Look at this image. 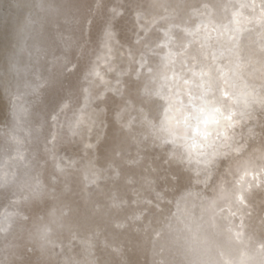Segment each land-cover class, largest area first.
<instances>
[{
  "label": "snow or ice",
  "instance_id": "1",
  "mask_svg": "<svg viewBox=\"0 0 264 264\" xmlns=\"http://www.w3.org/2000/svg\"><path fill=\"white\" fill-rule=\"evenodd\" d=\"M258 3L257 14H245V6L255 10ZM112 11L119 17L116 27L126 34L121 10ZM132 25L134 47L119 52V64L116 34L111 27L104 32L96 61L84 74L99 91L82 89L79 106L49 137L46 151L62 179L59 191H49L37 177L25 196V201H52L33 220L31 235L41 242L43 254L60 248L58 264H126L117 241L130 226L142 223V193L153 183L139 172L145 141L168 145V158L196 165L199 177L217 155L203 151L212 127L218 126L224 147L239 152L244 145L230 143V133L240 123L238 112L246 116L249 108H264V0H240L235 6L232 0H205L199 6L187 0H151L147 9L135 11ZM96 101L111 113L117 140L116 150L99 158L93 155L101 140L96 129L102 111L93 107ZM16 107L26 111L23 105ZM69 107L61 104L51 119L58 121ZM73 141L88 156L83 165L60 154L61 146ZM74 172L78 183L72 180ZM208 179L205 175L197 183ZM251 181L259 185V174L240 175L242 190L234 194L238 205L246 204L244 191L252 188ZM232 198L222 185L211 197L192 189L179 192L175 223L169 222L167 231L182 245L183 264H264V219L260 227H249L246 216L230 204L225 215L221 205ZM21 212L17 203L2 214L11 223ZM153 254L155 264H165L163 247Z\"/></svg>",
  "mask_w": 264,
  "mask_h": 264
},
{
  "label": "clouds",
  "instance_id": "2",
  "mask_svg": "<svg viewBox=\"0 0 264 264\" xmlns=\"http://www.w3.org/2000/svg\"><path fill=\"white\" fill-rule=\"evenodd\" d=\"M150 2L0 0V264H58L60 248L50 247L43 254L41 242L31 235L33 220L44 215L52 201H25V196L32 191L37 177L49 191H59L62 179L46 151L49 137L79 106L82 89L99 91L85 81L84 74L96 61L104 32L109 27L115 32L116 63H121L119 52L134 47V13L138 8L147 9ZM202 2L205 0H187L196 6ZM206 2L216 4L217 0ZM239 2L232 0L234 6ZM114 8L121 10L128 23L126 34L116 27L119 17L113 15ZM258 10L259 3L255 10L251 4L243 9L247 15H255ZM38 84L42 86L34 94L33 88ZM66 102L69 110L54 122L51 116ZM17 105H23L26 111H19ZM93 107L102 111L96 129L101 140L93 153L99 158L101 153L116 150V131L105 103L96 101ZM248 113L245 116L238 112L240 123L230 133L233 147L244 145L239 152L224 147L218 126L212 127L209 144L203 151L209 155L215 151L217 155L199 177L193 171L196 165H181L168 158V145L160 147L151 140L145 141L144 163L139 172L150 175L153 183L142 193V223L130 226L117 241L126 264H155L157 257L153 253L161 247L165 264H183L182 245L168 233L167 225L175 223L176 197L185 189L211 197L222 185L233 193V198L221 205L224 214L230 204L233 211L239 209L246 216L249 227H260V220L264 219V108H249ZM92 139L95 142V132ZM61 147V156L76 160L78 165L86 163L88 156L79 143L68 142ZM21 152L23 159L19 157ZM245 173L259 174L261 182L257 185L251 181L252 188L244 191L246 204L238 205L234 194L242 190L237 181ZM205 175L209 176L208 182L197 183ZM72 180L79 182L78 172H74ZM17 203L22 212L10 223L2 213ZM60 242L57 236L56 243Z\"/></svg>",
  "mask_w": 264,
  "mask_h": 264
}]
</instances>
